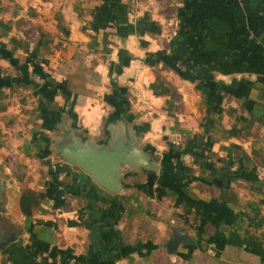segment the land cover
Returning <instances> with one entry per match:
<instances>
[{"label":"crops","instance_id":"1","mask_svg":"<svg viewBox=\"0 0 264 264\" xmlns=\"http://www.w3.org/2000/svg\"><path fill=\"white\" fill-rule=\"evenodd\" d=\"M100 127L98 142L143 136L150 169L125 168L119 193L141 205L132 217L55 154ZM259 167L264 0H0V264L130 263L124 220L162 201L182 246L264 264ZM26 191L44 195L32 216Z\"/></svg>","mask_w":264,"mask_h":264},{"label":"rangeland","instance_id":"2","mask_svg":"<svg viewBox=\"0 0 264 264\" xmlns=\"http://www.w3.org/2000/svg\"><path fill=\"white\" fill-rule=\"evenodd\" d=\"M136 136L138 140L140 139V137L141 139L143 137L139 135ZM85 137L86 139H91L98 142L99 139L101 140L105 138V135L103 129L100 127L98 128V133H95L94 136L86 134ZM56 152L55 154L57 155L58 152ZM59 156L63 158L60 154ZM146 205L150 210L147 215L140 214L139 218L135 219V221L130 222V225L128 220H124L125 222H123L125 224L123 233L124 238L127 239L128 242H134L133 245L130 243H124L125 253L128 254L131 253L132 250H137L135 252L137 253V257H135L136 259H134L132 263L124 260L123 264H233L226 259H222V253L211 252L208 244L199 245L200 248L198 247V244H195L196 246H190L189 248H186V246H182V241H184L186 237L180 242V245L177 247L176 252L171 253L168 249V243L172 240L175 234L183 231V228H180L182 224L181 220L177 218L175 219V216H177L179 212H177L175 207H173V210H170L168 205L163 201L153 204L147 203ZM123 211L124 210H122V212ZM119 213H121V211H119ZM114 215L115 214L109 215L110 217L108 219L109 228H112L109 231L110 239L113 240L118 237L120 238V236L123 239L122 232L117 231L114 228V223H119L121 216L118 215L119 217L117 216L116 219ZM169 218L171 220H175L171 222L172 224H169L170 226L168 228L166 227L165 220ZM187 232L193 238L196 236V232L192 228H188ZM216 244L217 243H213L212 248L214 250H216L217 248ZM136 248H139V250ZM189 258H193V260H190ZM216 258H219V260Z\"/></svg>","mask_w":264,"mask_h":264},{"label":"water","instance_id":"3","mask_svg":"<svg viewBox=\"0 0 264 264\" xmlns=\"http://www.w3.org/2000/svg\"><path fill=\"white\" fill-rule=\"evenodd\" d=\"M70 141L63 143L56 150L67 163L80 167L88 173L93 181L104 190L116 194L123 189L125 168L150 169V160L141 147L135 133L117 137L104 142L78 137L74 132L68 135ZM3 188L0 183V197ZM184 232L175 234L168 243L171 253L176 252L180 242L184 240Z\"/></svg>","mask_w":264,"mask_h":264},{"label":"trees","instance_id":"4","mask_svg":"<svg viewBox=\"0 0 264 264\" xmlns=\"http://www.w3.org/2000/svg\"><path fill=\"white\" fill-rule=\"evenodd\" d=\"M106 192H108V191H106ZM108 193H109L110 198L118 199L119 202L124 203V206L127 210L129 217H132V215H136L142 211V209H140L141 205H138L136 208L133 204H131V200H134L135 203L138 204V200L136 198L134 199L133 196H120L119 193H116V194H112L110 192H108ZM43 198H44L43 194L35 195L31 191H26L23 194L22 199H21V209H22L23 213L26 216H32L34 214V211L38 208V206L42 202ZM191 246H195V244L191 245ZM147 257H149V256H147ZM127 258L129 259L130 263H132L134 261V258L129 257V254L127 255ZM189 259L193 260V258L192 259L189 258ZM189 259H188V261H189ZM216 259L219 260V258H216Z\"/></svg>","mask_w":264,"mask_h":264},{"label":"built area","instance_id":"5","mask_svg":"<svg viewBox=\"0 0 264 264\" xmlns=\"http://www.w3.org/2000/svg\"><path fill=\"white\" fill-rule=\"evenodd\" d=\"M171 141H172V144L177 147H180L183 143L182 138L179 135L173 136ZM257 175L259 179L264 180V167H259L257 169Z\"/></svg>","mask_w":264,"mask_h":264},{"label":"flooded vegetation","instance_id":"6","mask_svg":"<svg viewBox=\"0 0 264 264\" xmlns=\"http://www.w3.org/2000/svg\"><path fill=\"white\" fill-rule=\"evenodd\" d=\"M64 139H65V138H64ZM64 139H63L62 143H67L68 141H70V139H67V138H66V140H64ZM64 141H65V142H64Z\"/></svg>","mask_w":264,"mask_h":264}]
</instances>
